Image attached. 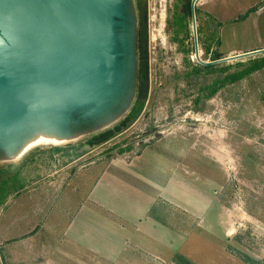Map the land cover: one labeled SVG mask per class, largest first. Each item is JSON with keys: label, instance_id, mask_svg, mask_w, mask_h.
<instances>
[{"label": "rangeland", "instance_id": "obj_1", "mask_svg": "<svg viewBox=\"0 0 264 264\" xmlns=\"http://www.w3.org/2000/svg\"><path fill=\"white\" fill-rule=\"evenodd\" d=\"M192 1L136 0L148 88L132 113L0 162V264H264V53L196 58V44L204 62L263 50L264 0H199L194 16ZM143 161L148 181L124 169ZM115 166L122 172L96 181ZM134 176L155 201L139 219L145 244L138 224L107 209L128 208L122 182Z\"/></svg>", "mask_w": 264, "mask_h": 264}, {"label": "water", "instance_id": "obj_2", "mask_svg": "<svg viewBox=\"0 0 264 264\" xmlns=\"http://www.w3.org/2000/svg\"><path fill=\"white\" fill-rule=\"evenodd\" d=\"M136 9V0H0L1 163L22 160L38 138L68 145L132 113ZM193 32L196 41L195 20ZM261 53L204 62L196 44L204 66Z\"/></svg>", "mask_w": 264, "mask_h": 264}, {"label": "crops", "instance_id": "obj_3", "mask_svg": "<svg viewBox=\"0 0 264 264\" xmlns=\"http://www.w3.org/2000/svg\"><path fill=\"white\" fill-rule=\"evenodd\" d=\"M157 162H155V167L157 168H155V171H154V167H152L151 165V170H152V172L154 171L155 173L154 174H156V175H151V176H155L154 177V180H152V182H153V184H155V185H157V184H159V185H162V180H163V174L164 173H166L167 171L166 170H163L162 169V167H163V165H161V164H159L160 162L158 161V160H156ZM141 164H144V165H148L149 163L147 162V161H143L142 163H135V162H132V163H130V164H128V165H126L125 167H124V169H126L127 171L126 172H128L129 173V175L130 174H134V175H136V176H138V177H140V178H143L144 180H146V181H148V179H151L150 177L151 176H149L148 177V174L146 173V171L141 167ZM160 165H161V167H160ZM108 168H111V165H109L108 166ZM159 168V169H158ZM122 170V168L121 167H117V166H115V168L113 169V170H111V172H108V171H106L105 173H103L102 175V178L104 177V176H109L110 174H113L114 175V173H115V175H118V173H120V172H122L121 171ZM93 173H95V171L93 172ZM153 174V173H152ZM112 175V176H113ZM130 176H132V175H130ZM136 176H134V178H135V181H136V183H132V181H127V183H125V182H122V185L124 186V188H125V190L124 191H126L127 190V194H129V196H128V199H127V204H128V208H123V209H120V210H111V209H109V208H107L108 210H110L112 213H114V214H119V215H122L125 219H127L130 223H132V224H138V227L141 229V231H140V233H143V232H145V234L143 233V235H141L140 233H139V235H138V237H136L139 241H140V243H146V241L150 238L149 236H147V233H146V229H143L142 227H141V222L139 221V219L141 218V215H144V214H147V212H148V210L151 208V205H153L154 204V202L151 204V201L154 199L153 197L154 196H150V195H148L147 193H145L144 192V187H142V186H139L138 185V183L139 184H144V185H146V183H144V182H142V181H140V179L138 178V177H136ZM100 177V176H99ZM99 177L97 178V182L100 184V182H103L104 181V178H106V177H104L103 178V180H102V178H101V180L99 181ZM116 178L118 177V176H115ZM168 179H165V181H167ZM176 181L177 180H175L174 181V183L170 180L169 181V186L171 187V188H175V189H177L178 187H174V185H175V183H176ZM96 182V183H97ZM97 183V189H98V184ZM104 184V183H103ZM107 185H109L108 183H106ZM174 184V185H173ZM96 189V190H97ZM151 204V205H150ZM99 205H101V204H99ZM114 211V212H113ZM137 221V222H136ZM155 225H157V223L155 224ZM143 226H148V225H143ZM152 228H154L155 230H158V231H155V232H159L158 233V235L160 234V237L162 236V234H163V232H165V231H163V230H161V229H156L155 228V226H152V227H150V231H151V229ZM165 230L167 231V230H169V231H171L170 229H166L165 228ZM139 231V230H138ZM175 236H177V234L175 235ZM159 237V238H160ZM153 238H155L154 240L153 239H151V240H153V244H154V246L156 245V243H159V238H158V236L155 234L154 235V237ZM130 239H131V237H130ZM77 241V240H76ZM82 243H84V241H81ZM96 242H98V241H95V243ZM91 243V242H90ZM87 247H89L90 248V250L93 252V253H96V252H94V250H95V248L93 247V244L91 243L90 245H86ZM92 247H93V249L94 250H92ZM156 247V246H155ZM157 248V247H156ZM158 250V249H157ZM156 254H158V255H163V254H161V251H156ZM223 254H224V256L226 255V252H223ZM127 258H131V256L128 254V256H127ZM235 259H233V261H234ZM250 260V261H249ZM249 260H248V263H244V261H239L238 263L236 262V260L234 261V263L235 264H256V263H259V261H260V258L259 257H252V256H249Z\"/></svg>", "mask_w": 264, "mask_h": 264}, {"label": "trees", "instance_id": "obj_4", "mask_svg": "<svg viewBox=\"0 0 264 264\" xmlns=\"http://www.w3.org/2000/svg\"><path fill=\"white\" fill-rule=\"evenodd\" d=\"M147 43H148V37H147V30H139L138 33V55H139V61H138V77H139V94L138 99L136 101V105L140 104L143 99H145V96L147 94V88H148V59H147ZM138 107V106H136ZM136 108L134 107V110ZM112 135V131H108L102 135V138L104 140H107Z\"/></svg>", "mask_w": 264, "mask_h": 264}, {"label": "bare ground", "instance_id": "obj_5", "mask_svg": "<svg viewBox=\"0 0 264 264\" xmlns=\"http://www.w3.org/2000/svg\"><path fill=\"white\" fill-rule=\"evenodd\" d=\"M64 144H67V141L61 142V141H58V140H55V139H49V138H45V137L38 138L37 140H34V141L31 142L30 145L31 146L34 145L35 147L32 148L30 151H32L33 149H35L37 147H40V146H51V145H54V146H63Z\"/></svg>", "mask_w": 264, "mask_h": 264}]
</instances>
